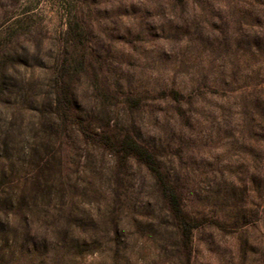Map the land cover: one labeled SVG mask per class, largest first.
Returning <instances> with one entry per match:
<instances>
[{"label":"rangeland","instance_id":"rangeland-1","mask_svg":"<svg viewBox=\"0 0 264 264\" xmlns=\"http://www.w3.org/2000/svg\"><path fill=\"white\" fill-rule=\"evenodd\" d=\"M0 264H264V0H0Z\"/></svg>","mask_w":264,"mask_h":264},{"label":"trees","instance_id":"trees-1","mask_svg":"<svg viewBox=\"0 0 264 264\" xmlns=\"http://www.w3.org/2000/svg\"><path fill=\"white\" fill-rule=\"evenodd\" d=\"M90 136L100 144L109 145V148L119 159L131 160L146 169L161 193L165 205L177 220L183 235L188 237L194 227H192V222L184 213L182 201L176 187L160 168L154 152L140 144L128 133L116 137L94 132Z\"/></svg>","mask_w":264,"mask_h":264}]
</instances>
